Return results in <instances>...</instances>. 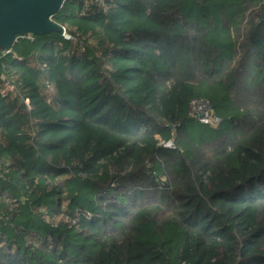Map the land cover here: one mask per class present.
I'll use <instances>...</instances> for the list:
<instances>
[{
  "label": "trees",
  "instance_id": "obj_1",
  "mask_svg": "<svg viewBox=\"0 0 264 264\" xmlns=\"http://www.w3.org/2000/svg\"><path fill=\"white\" fill-rule=\"evenodd\" d=\"M53 21L0 48V264H264V0Z\"/></svg>",
  "mask_w": 264,
  "mask_h": 264
},
{
  "label": "water",
  "instance_id": "obj_2",
  "mask_svg": "<svg viewBox=\"0 0 264 264\" xmlns=\"http://www.w3.org/2000/svg\"><path fill=\"white\" fill-rule=\"evenodd\" d=\"M65 0H0V48L11 49L18 38L61 32L53 16Z\"/></svg>",
  "mask_w": 264,
  "mask_h": 264
},
{
  "label": "built area",
  "instance_id": "obj_3",
  "mask_svg": "<svg viewBox=\"0 0 264 264\" xmlns=\"http://www.w3.org/2000/svg\"><path fill=\"white\" fill-rule=\"evenodd\" d=\"M189 111L190 115L202 124L218 127L221 123V119L215 114L213 107L205 99H192L189 103ZM166 146L170 147L171 143L166 144Z\"/></svg>",
  "mask_w": 264,
  "mask_h": 264
}]
</instances>
